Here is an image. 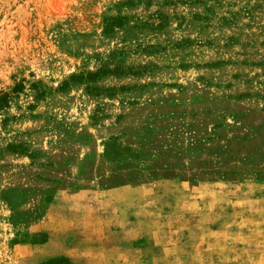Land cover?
<instances>
[{"label":"rangeland","instance_id":"obj_1","mask_svg":"<svg viewBox=\"0 0 264 264\" xmlns=\"http://www.w3.org/2000/svg\"><path fill=\"white\" fill-rule=\"evenodd\" d=\"M5 94L0 264H264V0H0Z\"/></svg>","mask_w":264,"mask_h":264},{"label":"trees","instance_id":"obj_2","mask_svg":"<svg viewBox=\"0 0 264 264\" xmlns=\"http://www.w3.org/2000/svg\"><path fill=\"white\" fill-rule=\"evenodd\" d=\"M110 26H112V25H110ZM105 31H108L109 32L110 30L107 27L105 29ZM99 74H100V72L99 71H96V72H89L87 75H88V77H89L90 80H96ZM18 89H19V87H16V86L13 88L14 91H18ZM7 96L8 95L5 94V95H3V96L0 97V108L7 106V103H8V97Z\"/></svg>","mask_w":264,"mask_h":264}]
</instances>
